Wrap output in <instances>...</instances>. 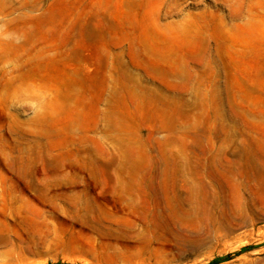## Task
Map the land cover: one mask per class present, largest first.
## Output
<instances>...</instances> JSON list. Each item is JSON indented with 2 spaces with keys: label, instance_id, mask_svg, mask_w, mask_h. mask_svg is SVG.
Segmentation results:
<instances>
[{
  "label": "rangeland",
  "instance_id": "1",
  "mask_svg": "<svg viewBox=\"0 0 264 264\" xmlns=\"http://www.w3.org/2000/svg\"><path fill=\"white\" fill-rule=\"evenodd\" d=\"M0 264H264V0H0Z\"/></svg>",
  "mask_w": 264,
  "mask_h": 264
},
{
  "label": "bare ground",
  "instance_id": "2",
  "mask_svg": "<svg viewBox=\"0 0 264 264\" xmlns=\"http://www.w3.org/2000/svg\"><path fill=\"white\" fill-rule=\"evenodd\" d=\"M205 198H208V197L205 196L203 199H200V198L192 199L190 197L177 196L175 200L173 201V208H177L178 210L185 212V213L192 212V211L197 212V209H198L197 207L205 208V201H206ZM194 203L196 204L194 205ZM213 259H211L210 261H212Z\"/></svg>",
  "mask_w": 264,
  "mask_h": 264
}]
</instances>
